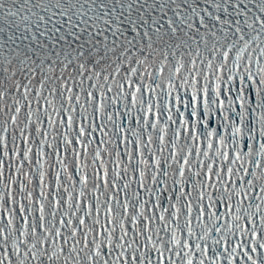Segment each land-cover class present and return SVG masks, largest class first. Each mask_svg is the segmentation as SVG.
I'll list each match as a JSON object with an SVG mask.
<instances>
[{
    "label": "snow or ice",
    "instance_id": "6c2138e0",
    "mask_svg": "<svg viewBox=\"0 0 264 264\" xmlns=\"http://www.w3.org/2000/svg\"><path fill=\"white\" fill-rule=\"evenodd\" d=\"M0 264H264V0H0Z\"/></svg>",
    "mask_w": 264,
    "mask_h": 264
}]
</instances>
